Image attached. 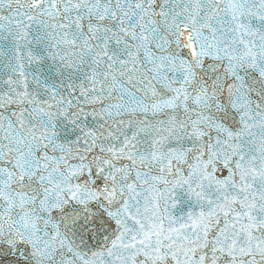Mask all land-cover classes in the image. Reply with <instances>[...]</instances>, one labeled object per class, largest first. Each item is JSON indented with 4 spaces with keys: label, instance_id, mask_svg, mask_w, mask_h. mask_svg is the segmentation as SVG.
<instances>
[{
    "label": "snow or ice",
    "instance_id": "snow-or-ice-1",
    "mask_svg": "<svg viewBox=\"0 0 264 264\" xmlns=\"http://www.w3.org/2000/svg\"><path fill=\"white\" fill-rule=\"evenodd\" d=\"M0 264H264V0H0Z\"/></svg>",
    "mask_w": 264,
    "mask_h": 264
}]
</instances>
